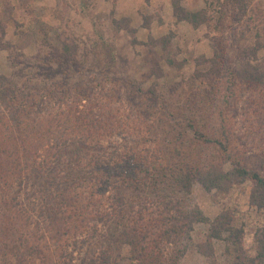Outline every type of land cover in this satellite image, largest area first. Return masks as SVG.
Returning <instances> with one entry per match:
<instances>
[{"label":"rangeland","instance_id":"obj_1","mask_svg":"<svg viewBox=\"0 0 264 264\" xmlns=\"http://www.w3.org/2000/svg\"><path fill=\"white\" fill-rule=\"evenodd\" d=\"M179 1L187 11L204 8L203 0ZM250 1L249 14L255 19L253 28L245 31L247 18L243 12L223 8L225 18L219 25V34L213 31L214 21L209 28L206 25L194 28L186 22H178L173 15L172 0H0V15L3 19L12 18L3 23L4 36L0 30V76L10 78L13 84L22 79L28 82L27 89L35 85L41 93L47 94L46 99L26 106L27 109L69 116L70 109L78 106L76 117L80 121L73 115L64 123L62 119L56 120L57 127L67 126L69 132L63 138L67 144L56 152V158L47 160L43 171L46 175L61 177L69 172V165L75 168L72 161L77 157L83 161L91 159L93 165L94 157L98 156L97 159H104V167L96 170L95 166L94 169L88 166L82 174L89 179L92 176V181L112 182L77 194V205L83 208L87 204L93 212L86 217L77 210L82 220L78 221L79 234L67 236L60 243L58 249L67 263L89 264L90 257L97 256L102 249L110 256L111 264H138L133 258L137 251L126 244L121 234L133 227L131 221L139 210L146 218L158 217L171 205L184 212L196 209L210 220L223 209L234 211L237 225L244 230L243 250L248 256H255V232L264 226V210L259 211L249 203L250 182L233 187L228 195L219 196L214 190L208 193L194 183L190 194L185 195L167 186L158 188L160 173L156 170L158 164L172 156L169 144L177 139L178 131L184 130V142L190 139L192 131L185 122L187 119L194 121L193 125L203 135L213 137L212 143L195 144L193 150L187 149L185 153L190 151V157L198 154L208 161H222L230 155L247 168L264 173V84L253 86L236 82L228 92L227 82L217 84L213 92L216 102L209 105L202 96L199 81L189 84L195 75L196 59L211 58L214 48L222 55L226 68L237 70L241 60L248 57L238 53L236 44L250 49L260 40L263 46L257 57L264 59V0ZM3 5L5 10L1 9ZM209 15L217 18V13L211 10ZM233 31L244 33L245 39L238 44ZM256 32L261 37L257 38ZM160 39L167 43V54L160 49ZM169 59L175 66L168 65ZM63 85L64 89L60 88ZM153 94L160 97V102L153 103L157 111L149 105ZM79 97L86 98L76 106ZM163 102L169 103L166 108L177 122L166 115L162 118L155 115L162 112ZM10 109L15 111V106L5 107L0 103V114L5 113L1 124L10 123L7 117L18 118ZM77 127L90 131L89 140L76 138L73 130ZM222 127L226 131L224 137L229 138L225 145L227 152L217 143ZM216 131L217 136H214ZM80 149H83L82 154L78 152ZM121 157H137L148 171V174L137 173L140 182L135 188L118 187L124 196V208L118 207V202L111 198L115 197L118 184L114 177L118 171L116 162ZM49 161L53 163L51 167ZM76 165L79 167L78 163ZM111 166L116 169H110ZM93 175L97 178L93 179ZM21 185L13 182L9 189L14 196L20 194L19 200L27 208L21 190L27 188L33 194L34 186L28 179ZM62 187L64 185L60 184L53 191L59 193ZM91 194L99 197L100 204L96 198L90 201ZM168 197L171 198L166 202L160 201ZM16 201L20 205V201ZM55 201L53 199L54 204ZM95 207L108 214L106 221L93 217L101 213L95 212ZM119 210L123 218L118 221L113 215ZM169 213L174 215L175 211ZM208 227L206 223H195L190 239L183 235L171 243L163 241L153 254H146L147 251L140 262L230 264L221 241H213L214 263L212 258L198 252Z\"/></svg>","mask_w":264,"mask_h":264},{"label":"trees","instance_id":"obj_2","mask_svg":"<svg viewBox=\"0 0 264 264\" xmlns=\"http://www.w3.org/2000/svg\"><path fill=\"white\" fill-rule=\"evenodd\" d=\"M203 1V9L187 11L179 0H172L173 15L178 22H186L194 28L201 25H206L209 28L210 22L214 21L213 31L221 34L219 25L225 18L222 10L223 8H229L233 12L235 10L243 12V16L247 18L245 31L249 28L252 29L255 25V19L252 20L249 14L252 6L249 0ZM1 9L5 10L6 8L3 5ZM210 10L217 13L216 19L209 15ZM10 20L12 18L3 19L0 15V30L3 23L6 24ZM232 33L236 37L235 42L238 44L245 39L244 33L238 34L235 31ZM1 35L4 36L3 30H1ZM256 36L257 38L261 37L259 32H256ZM159 44L160 49L167 54L166 41L160 39ZM236 46L238 53L243 54L242 57H248V60H241L237 70L226 68L222 55L214 47V54L211 58L202 56L196 59L195 75L193 80L189 81V84L192 85L194 81H199L202 86L201 90H203L202 96L205 97L207 102L206 105L216 102L217 98L213 92L217 84L222 85L227 82L226 91H229L231 86H235L236 82H244L253 86L264 84V59L257 57V53L261 50L263 44L260 40H257L250 49L237 44ZM167 62L168 65L175 66L173 60L169 59ZM27 85L28 82L22 81V79L13 84L10 78L0 76V103L5 107L15 106V111L10 110L13 114L18 115V118L14 120L12 116L7 117L10 123L4 125V123H1L5 113L3 111L0 114V264H70L67 263L65 255L61 253L58 247L67 236L79 234L77 230L79 229L78 221H82L79 214L89 217L93 212L88 209L87 204L83 208L77 205V194L84 191V189H93L97 185L102 187L103 184L109 185L112 182L108 180L92 181V176L89 179L85 174H82V170L88 166L93 169L95 166L96 170L104 167V159H97L98 156L94 157L95 163L93 165H91V159L86 158L83 161L77 157L76 160L72 161L71 158L70 160L74 163L75 168L69 165V172L61 175V177L45 174L43 171L44 164L47 163L50 157L56 158V152L58 153L62 150L61 147L67 144L63 141V138L69 132L67 126L57 127L56 120L58 118L62 119L64 123L71 120L72 115L76 117L79 112L77 105L81 104L86 97H79V100L75 101L77 107L70 109V117L57 113L54 115L49 112L41 113L40 111L27 109L26 106L37 104L38 100L46 99L47 94L41 93L35 85H32L33 88L31 89H27ZM60 88L64 89V85ZM153 97V99L150 98L153 101L149 105L150 108L157 111L153 103L155 101L160 102V97H157L156 94H153ZM162 104H165L164 106L160 105L162 112H156L155 115L160 116V118L166 115L169 120L177 122L175 116L166 108L169 103L163 102ZM75 109L77 110L75 111ZM218 113L220 114V112ZM76 118L80 121V118ZM185 122L192 131L190 137L192 141L189 139L188 143L184 142V130L178 131L177 139L169 144V148L173 149L172 156L168 160L165 159L164 163L158 164L156 169L160 173L159 183H157L158 188L163 189L164 186H167L172 188L175 193L188 195L193 184L198 183L206 192L209 193L214 190L215 194L219 196L228 195L233 187L244 182H250L249 203L259 211L264 210V173L247 168L243 163L235 161L230 155H227L228 157L222 161H208L207 158L198 156V154L190 157L188 155L190 151L185 153L187 149L193 150L195 144L204 143L206 145L212 143L213 137L203 135L201 131H198L193 125L194 121L191 122L186 119ZM225 132L222 127L220 134L217 136L218 132L216 131L214 136H217V143L227 152L225 145L229 143V138L224 137ZM73 134L79 140L84 139V141L89 140L88 138L91 136L87 128L82 131L79 127L73 130ZM218 138H220L219 141ZM82 151L83 149H80L78 152L82 154ZM126 158L121 157L116 162L118 171L114 177L117 179L115 183L118 184L115 187V197L111 198H113V201L118 202V207H123L125 204L124 196L118 187L126 185L135 188L136 183L140 182V180H137V173L146 172L148 174L145 164L136 159L137 157ZM38 160H40L39 164L37 163ZM77 163L79 167H77ZM52 165V161H49V166ZM112 168L116 169L114 166H111L110 169ZM139 168L141 169L138 172ZM146 173L142 174L147 175ZM27 175L29 177H25ZM93 176V179L97 178L95 175ZM153 177L157 179L156 175ZM27 179L31 180L34 192L30 194V190L27 188L24 189L25 191L21 190V194L27 202L26 208L21 199L19 200L20 194L12 195L9 188L13 182L23 185V182ZM60 184L64 185L62 190L59 193L58 191L54 192L53 190L59 188ZM72 185L74 187H71ZM92 198H96V201L99 200V197L91 194L90 201H92ZM170 198H161L160 201L166 202V199L169 200ZM16 199L20 201V205ZM53 199L56 200L55 204ZM100 202L99 200L97 204H100ZM169 204H171L170 201ZM95 209V212L101 213L93 217L97 216L98 219L105 221L108 219V214L103 213L101 209L97 210L96 207ZM164 210L159 213L158 217L152 215L149 218H146L139 210L131 221L133 227L128 228L127 231L121 234L123 238L125 237L126 244L137 251L133 258L138 260V264H142L141 260L144 259L143 257L147 251H150V253L147 252L146 254H151L163 241L171 243L174 239L183 235L190 239L195 223H206L209 226L205 241L198 246V252L208 259L212 258L213 263L215 262L213 241L218 240L224 243V256L230 264H264V226L255 232L256 251L255 256L251 257L243 250L242 237L244 230L237 225L234 211L223 209L213 220H210L196 209L191 212H184L180 211V207L171 205L170 208L165 207ZM171 210L175 211L174 215L169 213ZM121 213V210L118 211V214L114 213V218L118 221L122 220ZM120 214L121 216H119ZM110 261L111 258L107 252L100 249L97 256L90 257L89 264H111Z\"/></svg>","mask_w":264,"mask_h":264}]
</instances>
